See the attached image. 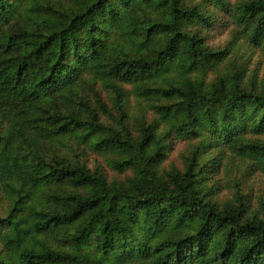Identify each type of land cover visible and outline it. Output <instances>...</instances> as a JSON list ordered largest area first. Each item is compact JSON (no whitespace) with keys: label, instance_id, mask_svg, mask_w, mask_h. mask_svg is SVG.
<instances>
[{"label":"trees","instance_id":"obj_1","mask_svg":"<svg viewBox=\"0 0 264 264\" xmlns=\"http://www.w3.org/2000/svg\"><path fill=\"white\" fill-rule=\"evenodd\" d=\"M260 60L264 0H0V264H264Z\"/></svg>","mask_w":264,"mask_h":264},{"label":"rangeland","instance_id":"obj_2","mask_svg":"<svg viewBox=\"0 0 264 264\" xmlns=\"http://www.w3.org/2000/svg\"><path fill=\"white\" fill-rule=\"evenodd\" d=\"M222 40H223V37H222ZM259 64V72L261 75H264V60H260L259 62H257ZM176 157V152L173 153L172 155V158H175Z\"/></svg>","mask_w":264,"mask_h":264}]
</instances>
